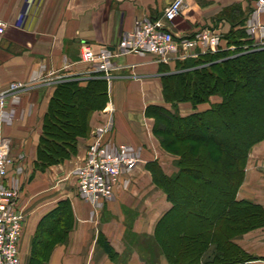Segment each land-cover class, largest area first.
<instances>
[{"label":"crops","instance_id":"obj_1","mask_svg":"<svg viewBox=\"0 0 264 264\" xmlns=\"http://www.w3.org/2000/svg\"><path fill=\"white\" fill-rule=\"evenodd\" d=\"M173 1L0 0V22L6 24L0 43V94L7 92L13 82L27 81L43 72H54L61 78L53 84L33 85L21 94L19 104H13L12 95L6 96L3 107L0 104V141L10 139L15 159L21 154L26 158L18 202L25 211L20 243L25 263H29L41 221L65 200L69 201L73 225L67 240L53 248L48 264L169 263L163 248L155 252L152 246L158 242L160 222L173 205L155 183L149 165L159 163L167 176L179 169L174 164L177 159L167 154L155 137L154 120L146 110L153 105L169 106L162 78L175 72L176 64L155 63L152 57L119 59L130 67L120 73L119 80L109 83L110 102L92 114L90 135L79 140L77 154L45 171L37 169L36 162L44 117L57 85L90 80L89 67L80 60L81 44L114 47L138 22L162 17ZM254 7L255 0H189L175 25H167L178 40L191 38L204 28L227 34L239 30ZM261 21L264 23V14ZM179 108L183 117L195 112L190 103L180 104ZM209 108L210 104L200 105L197 111ZM11 109H15L16 119L7 124L2 113ZM109 109L114 116V141L142 148L143 162L131 176L129 188L119 191L95 214L80 198L74 172L83 163L92 132L110 119ZM237 200L264 208V141L250 151ZM231 242L255 260L264 258V250L251 246L247 235ZM207 260L203 259L202 264Z\"/></svg>","mask_w":264,"mask_h":264},{"label":"trees","instance_id":"obj_2","mask_svg":"<svg viewBox=\"0 0 264 264\" xmlns=\"http://www.w3.org/2000/svg\"><path fill=\"white\" fill-rule=\"evenodd\" d=\"M237 32L232 31L231 34L237 35ZM240 42L235 44L244 45ZM231 55V51H223L178 62L177 73L162 78L167 103L190 102L197 108L210 104L213 96L221 97V102L187 117L174 110L177 104H173L172 109L153 105L146 110L147 116L155 120L154 135L162 147L180 157L177 163L179 170L171 177L165 175L157 163L149 165L155 183L173 205L157 228V240L159 235L173 233L178 223H184L186 229L177 233L169 244L162 245L171 264H202L204 253L211 244L217 247L211 264H250L253 261V257L245 256L239 246L224 236L229 231L216 234L214 227L217 222L225 227L234 226L235 223L247 224L251 219L258 220L264 216V208L260 205L237 200L245 179L249 153L264 141V50L235 57ZM108 102L109 83L103 78L90 79L87 83L57 85L43 121L37 169L45 171L77 154L79 140L90 135L92 114L103 110ZM228 171L231 176L235 171L236 178L230 179ZM207 172L211 173L208 179ZM228 179L232 183L231 191H226L230 196L228 206L224 209L217 204L214 208L212 205L218 198L216 192H225L223 188ZM203 182L208 187H205L203 195L197 194L203 214L200 211L185 212L186 203L190 202L185 189L200 187ZM203 216L208 217L204 228L187 226V222L199 223L198 217ZM166 217L172 219L162 229L160 226ZM72 225L69 201H62L40 223L33 244L34 264L47 263L53 248L67 240ZM201 241V245L206 244L203 249L198 246Z\"/></svg>","mask_w":264,"mask_h":264},{"label":"built area","instance_id":"obj_3","mask_svg":"<svg viewBox=\"0 0 264 264\" xmlns=\"http://www.w3.org/2000/svg\"><path fill=\"white\" fill-rule=\"evenodd\" d=\"M189 0H174L162 17L146 19L126 32L114 47L82 43L79 50L81 62L88 65L90 75H100L109 79L117 78V72L129 68L119 59L129 56L152 57L155 63H171L196 59L220 49L222 35L214 28H204L191 38L176 39L167 23L175 25L181 18ZM264 0H255L253 15L248 19L247 34L255 41V46L264 48ZM6 24L0 22V43L5 35ZM234 48H231L233 50ZM132 67V66H131ZM96 77V76H95ZM45 78V79H44ZM56 73L46 77L12 83L7 92L0 94V104L4 106L7 95L13 96V104H19L21 94L38 83L53 84L59 81ZM110 119L92 132V141L86 149L83 163L74 172L80 198L90 205L94 213L106 201L130 186V178L142 161V148L129 143L115 142L112 136L114 116L108 110ZM15 109L4 111L2 120L12 124ZM8 139L0 141V264H21L19 245L23 235L25 212L19 206L21 197V177L25 173V156L13 158ZM96 214V213H95Z\"/></svg>","mask_w":264,"mask_h":264},{"label":"rangeland","instance_id":"obj_4","mask_svg":"<svg viewBox=\"0 0 264 264\" xmlns=\"http://www.w3.org/2000/svg\"><path fill=\"white\" fill-rule=\"evenodd\" d=\"M29 5H30V3H29ZM253 15V11H251L250 13H249V15H248V18L246 19V21L244 22V24L242 25H240L239 26V28L240 29H242V30H233V31H235V32H237V31H239V32H237L238 34L236 35V34H231L232 33V31L231 32H228L227 34H223V33H221V35H222V43H221V46H220V49L217 51V52H215V53H207V54H216V53H218V52H223V51H231L232 52V54L233 55H231V56H233V57H235V56H240V55H242V54H248V53H252V52H255V51H260V50H264V48H262L263 46H261V47H259V46H255L254 45V43H255V41L252 39V37H250L248 34H247V30L245 29L246 28V26H247V22H248V19L251 17ZM243 30H244V32H243ZM244 33V34H243ZM125 34V33H124ZM123 34V35H124ZM123 35H122V37H123ZM122 39V38H121ZM237 39V40H236ZM238 42V44H239V42L240 43H244V45H236L237 44V42ZM119 43V42H118ZM236 43V44H235ZM96 48H98V47H96ZM231 48H234L233 50H231ZM229 58H230V55L228 56ZM123 58H127V57H123ZM199 58V57H198ZM198 58H196V59H198ZM190 60H195V59H187V60H184V61H181V62H187V61H190ZM178 62H180V61H175V62H173L174 64H177ZM123 71V70H122ZM122 71L121 72H117L116 73V75H118V77L116 78H112V79H109V78H107V77H103V79H105L108 83H111V82H113V81H116V80H119L120 79V73H122ZM178 71V70H177ZM177 71H176V69H175V72H173V73H177ZM182 71V70H181ZM173 73H171V72H169L168 74H173ZM47 74H48V72H43V73H41L40 75H38V77H46L47 76ZM168 74H165L164 76H166V75H168ZM96 76V77H95ZM98 76H100V75H90V79H98V78H100V77H98ZM163 76V77H164ZM34 78H36V75H34V76H32L29 80H32V79H34ZM102 78V77H101ZM45 79V78H44ZM61 79V78H60ZM29 80H27V81H29ZM17 82H22V81H17ZM23 82H26V81H23ZM13 83H15V82H13ZM44 83V82H43ZM10 87V86H9ZM212 98H214V100H213V102L214 103H211L210 102V107H211V105L212 104H217V103H219V102H221L222 101V98L221 97H219V96H213V97H211V99ZM211 99H210V101H211ZM219 101V102H218ZM109 102H110V98H109ZM108 102V103H109ZM107 103V104H108ZM184 103H190V102H175V103H172V104H170V103H167L169 106H168V108L169 109H172L173 108V104L174 105H176L175 106V108H174V110L175 111H178L179 112V114L182 116V114H181V112H180V108H179V105L180 104H184ZM191 104V103H190ZM202 105H206V104H202ZM193 106V105H192ZM200 106V105H199ZM174 110H172V111H174ZM194 110H195V112H193V114H195V113H199V111H197V108H194ZM190 115H192V114H190ZM189 116V115H188ZM187 117V116H186ZM14 118L16 119V111H15V114H14ZM153 119V118H152ZM154 120V119H153ZM14 121L15 120H13V122L12 123H14ZM154 123H155V120H154ZM156 137V136H155ZM157 138V137H156ZM158 140V139H157ZM9 141V145H10V154H11V145H12V143H11V140L9 139L8 140ZM159 141V140H158ZM160 143V142H159ZM160 145H161V143H160ZM161 147H162V145H161ZM162 149L167 153V154H169V155H172V156H174L177 160L176 161H178L179 159H180V157L178 156V155H175L174 153H172V152H169L168 150H165L163 147H162ZM143 153V152H142ZM219 154V153H218ZM11 156L13 157V158H15L12 154H11ZM249 156H250V153H249ZM228 158H230L232 161L234 160V158L232 157V156H227ZM15 160H18V159H15ZM175 161V165L176 166H178L177 165V163L178 162H176ZM248 161H249V159H248ZM248 161H247V164H248ZM143 162V160L141 161V163ZM155 162H158V161H155ZM140 163V164H141ZM139 164V165H140ZM159 164V163H158ZM139 167V166H138ZM246 167H247V165H246ZM178 168V167H177ZM159 169V168H158ZM169 171V170H168ZM155 173V172H154ZM234 173V175H232L231 176V174H230V172L228 171V177L231 179L232 177H235L236 178V172L234 171L233 172ZM245 174H246V168H245ZM154 174H153V172H152V176H153ZM174 175V174H173ZM172 175V176H173ZM206 175V178L208 179V178H210L211 177V173H206L205 174ZM171 177V176H170ZM154 178V177H153ZM238 178V177H237ZM230 179H228V182L224 185V190H225V192L224 193H222V192H216L217 194H218V198H217V201H216V203L215 204H213V202H212V206H214V208H215V206L218 204V205H221L224 209H226L227 208V206H228V201H229V198H230V196L229 195H227L226 194V191L227 192H230L231 191V186H232V183H231V181H230ZM244 181H245V179H244ZM242 186V185H241ZM205 187H208L207 186V184H205V182H203L202 184H201V186L200 187H191L190 189H185V193H187L189 196H190V202H187L186 204H188V206H187V208L185 209V212H188V213H190L191 211H194V212H196V213H199V211H200V205L198 204V202H199V198H197V194H200V195H203L204 193H205ZM240 190V189H239ZM124 191H126V190H124ZM195 196V197H194ZM176 197V196H175ZM201 199V198H200ZM110 201V200H109ZM109 201H106L105 203H104V205L107 203V202H109ZM217 205V206H218ZM210 207V206H209ZM213 209V208H212ZM232 210H234V207H232ZM100 211V210H99ZM25 212V211H24ZM179 213H181V212H179ZM200 213L201 214H203L201 211H200ZM225 217H227V215H225ZM171 219H172V217H166V219L163 221V223H162V225L160 226V228H162L164 225H166V223H168L169 221L171 222ZM198 219H199V223H194L193 224V222H187V226L188 227H200L201 229L202 228H204V226L203 225H206L207 223H208V221H207V219H208V217H198ZM219 223L220 222H217L216 224H215V233L216 234H218V232L220 231V232H222V234H223V231H225V230H227V231H229V233H228V235H224V236H226L227 238L229 237L231 240H236V239H239V238H243L245 235H247L248 237H249V243H250V245L251 246H258L259 247V250H264V216L262 217V218H260V219H258V220H255V219H251V221H249L247 224L246 223H244V222H242V223H238V224H234V226H230V225H227L226 227L225 226H223V225H219ZM245 226H244V225ZM165 227V226H164ZM163 227V228H164ZM184 227V223H178L176 226H175V228H173V233H171V234H169V235H167V236H164L162 233H160V234H162V235H159L160 237L158 238V242H155V244L152 246V249H153V251L155 250V252L159 249L160 251H161V249L160 248H162V245H166L167 243L169 244L170 242H171V240H172V238L177 234V233H181L183 230L184 231H186V229H185V227ZM213 227V228H214ZM162 228V229H163ZM220 236V235H219ZM217 237L218 239H220L221 237ZM225 237V238H226ZM202 242L203 241H201V242H199L198 243V246H199V248L200 249H203V247H205V243H203L204 245H201L202 244ZM20 243H21V241H20ZM221 245V244H220ZM148 247H147V249H149V250H152L150 247H149V245H147ZM222 247L223 246H220L219 248L221 249V250H223L222 249ZM248 247H250V246H248ZM219 248H218V250H219ZM240 249L243 251V253H244V255L245 256H250V257H253L251 254H249L248 252H246L244 249H242L241 247H240ZM19 250H20V245H19ZM216 250H217V247H216V244H211L208 248H207V250L205 251V253H204V257H203V259H208V260H210V261H208V263L207 264H211V262H212V260H214V256L217 254V252H216ZM264 252V251H263ZM29 254V253H28ZM33 255H34V253H33V250L31 251V254H30V259H29V263H25V261H24V254H22L21 255V252H20V256H21V264H34V262H33ZM27 257V256H26ZM212 258V259H211ZM253 259V261H250V264H264V258H261V259H258V258H256V260H254L255 258H252ZM41 261V260H40ZM44 262V261H43ZM42 261L39 263V264H42L43 263ZM44 264H48V263H44ZM168 264H171V262H169Z\"/></svg>","mask_w":264,"mask_h":264}]
</instances>
